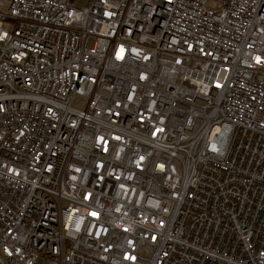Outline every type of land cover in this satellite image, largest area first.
Here are the masks:
<instances>
[{
  "label": "built area",
  "instance_id": "2783aa9c",
  "mask_svg": "<svg viewBox=\"0 0 264 264\" xmlns=\"http://www.w3.org/2000/svg\"><path fill=\"white\" fill-rule=\"evenodd\" d=\"M0 264H264V0H0Z\"/></svg>",
  "mask_w": 264,
  "mask_h": 264
},
{
  "label": "rangeland",
  "instance_id": "374dc122",
  "mask_svg": "<svg viewBox=\"0 0 264 264\" xmlns=\"http://www.w3.org/2000/svg\"><path fill=\"white\" fill-rule=\"evenodd\" d=\"M81 2H77V6H80ZM83 101L80 98H76L72 101L71 107L74 109H81L83 107Z\"/></svg>",
  "mask_w": 264,
  "mask_h": 264
}]
</instances>
